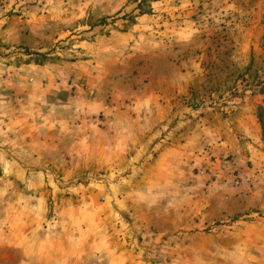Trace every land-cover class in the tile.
I'll list each match as a JSON object with an SVG mask.
<instances>
[{
    "label": "rangeland",
    "instance_id": "rangeland-1",
    "mask_svg": "<svg viewBox=\"0 0 264 264\" xmlns=\"http://www.w3.org/2000/svg\"><path fill=\"white\" fill-rule=\"evenodd\" d=\"M0 264H264V0H0Z\"/></svg>",
    "mask_w": 264,
    "mask_h": 264
},
{
    "label": "trees",
    "instance_id": "trees-1",
    "mask_svg": "<svg viewBox=\"0 0 264 264\" xmlns=\"http://www.w3.org/2000/svg\"><path fill=\"white\" fill-rule=\"evenodd\" d=\"M138 7L140 8L141 6L139 5Z\"/></svg>",
    "mask_w": 264,
    "mask_h": 264
}]
</instances>
